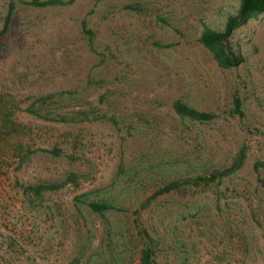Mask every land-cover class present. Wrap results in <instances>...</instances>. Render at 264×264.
<instances>
[{
  "label": "rangeland",
  "instance_id": "1",
  "mask_svg": "<svg viewBox=\"0 0 264 264\" xmlns=\"http://www.w3.org/2000/svg\"><path fill=\"white\" fill-rule=\"evenodd\" d=\"M10 1L0 36V264H137L145 228L153 264H264V12L233 30L242 60L221 67L199 36L222 29L239 0H0V27ZM47 93L44 108L101 117L54 121L26 109ZM175 98L218 116L180 117ZM242 147V165L221 181L142 206L170 180L225 168ZM40 182L51 185L23 189Z\"/></svg>",
  "mask_w": 264,
  "mask_h": 264
},
{
  "label": "trees",
  "instance_id": "2",
  "mask_svg": "<svg viewBox=\"0 0 264 264\" xmlns=\"http://www.w3.org/2000/svg\"><path fill=\"white\" fill-rule=\"evenodd\" d=\"M71 1L73 0H28L27 2L36 5H48L56 3H67ZM14 7V3L10 1L3 16L2 25L0 27V36L6 32L10 24L14 12ZM262 12H264V0H239L236 11L227 16L222 29H213L210 27H206L204 30H202L199 36V40L204 45V47L210 51L212 57L216 60L219 66H233L242 60V56H240V54H236L230 48L228 43L229 36L232 34L233 30L236 27L246 23L249 18L254 17ZM82 23L83 29L92 34L93 32L85 26L84 22ZM51 96L52 95L50 93L40 95L37 98L39 104L29 105L26 109L40 118L50 119L54 121H83L101 117V114H95L94 112L88 113L86 110L80 108H77L72 112L61 111L56 108H54L53 110L44 108L42 104H44L49 98H51ZM232 103V112L242 114L241 98L238 95L234 94L232 96ZM171 107L173 108L174 112L180 117L189 118L191 120H196L199 122L210 121L218 116V113L194 107L188 104L182 98H175L171 103ZM10 121L12 125H14L13 120L11 119ZM43 149L56 153L55 150L49 148ZM28 150H32V148L30 149V147H28ZM245 156L246 151L244 147H242L237 152L232 162L221 170L209 171L201 174L199 173L190 178L170 180L155 188L149 195H147L146 199L141 204L142 206H144L158 195L176 190L183 184L199 185L200 183H217L222 180L223 176L228 175L238 169L242 165ZM50 185V182L26 184L23 185V189L25 191L28 189H32L35 193L39 194L43 189L49 187ZM89 205L91 206V208L99 212H103L107 208L112 207L111 203L97 201H90ZM144 233L147 238L145 241V245L141 248L140 257L137 264H153L155 261V251L151 243V235L146 228L144 230Z\"/></svg>",
  "mask_w": 264,
  "mask_h": 264
}]
</instances>
